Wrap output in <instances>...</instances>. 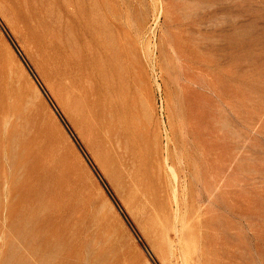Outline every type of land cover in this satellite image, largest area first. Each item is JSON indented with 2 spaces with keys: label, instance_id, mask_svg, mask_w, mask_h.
Instances as JSON below:
<instances>
[{
  "label": "rangeland",
  "instance_id": "obj_1",
  "mask_svg": "<svg viewBox=\"0 0 264 264\" xmlns=\"http://www.w3.org/2000/svg\"><path fill=\"white\" fill-rule=\"evenodd\" d=\"M0 264H264V0H0Z\"/></svg>",
  "mask_w": 264,
  "mask_h": 264
}]
</instances>
